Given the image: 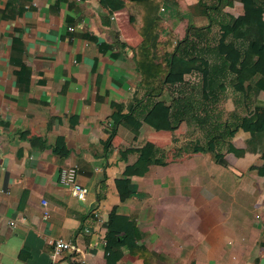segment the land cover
I'll return each mask as SVG.
<instances>
[{"label":"crops","instance_id":"crops-1","mask_svg":"<svg viewBox=\"0 0 264 264\" xmlns=\"http://www.w3.org/2000/svg\"><path fill=\"white\" fill-rule=\"evenodd\" d=\"M159 1L157 51L164 52L168 32L182 39L196 27L206 38H216L208 44L199 39L202 47L218 43L227 14L209 12L201 6L206 0ZM142 40L128 5L110 13L102 0H0L4 264H264V177L256 169L264 159L228 149V140L246 146L250 133L233 124L252 106L254 95L243 96L229 83V74L218 75L228 84L221 93L232 136L212 149L206 130L202 142L192 134L194 124L171 121L174 95L168 88L157 95L139 88L133 47ZM262 54L259 49L254 81L264 75ZM208 56L213 63L221 61ZM147 102L157 125L144 122L134 132L111 117L114 109L128 113L134 107L143 115ZM196 138L204 148L193 152L190 140ZM147 141L156 144L155 157L167 163L130 175L132 194L121 200L117 179L126 176L127 165ZM71 165L89 189L86 201L60 182V170ZM96 206L107 220L116 206L136 227L134 246L122 245L116 262L106 256L108 221L93 217ZM56 237L76 241L90 253L83 261L69 251L52 260Z\"/></svg>","mask_w":264,"mask_h":264},{"label":"trees","instance_id":"trees-1","mask_svg":"<svg viewBox=\"0 0 264 264\" xmlns=\"http://www.w3.org/2000/svg\"><path fill=\"white\" fill-rule=\"evenodd\" d=\"M102 1L109 7L110 13L116 8L129 6L131 21L143 36L142 42L133 47L136 69L141 74L139 88L148 95H157L165 88L173 93L174 97L169 105L173 123L181 120L191 122L200 115L195 104L197 95L208 100L210 97L218 98L219 93L227 89L228 84L218 77L220 74L225 77L229 74V83L235 90L241 91L243 96L254 95L252 106L233 124L235 126L236 123H241L242 128L250 133L246 139V146L237 147L228 140V149L241 155L252 151L261 154L264 159V98L260 96L261 91H264V75L254 81L258 68L259 49L263 50L264 59V0H218L214 7L218 10L223 9L228 18L220 23L216 45L202 47L198 40L201 38L203 28L196 27L192 33H188L182 39H179L174 32H168L166 41L162 42L164 52L157 51L156 48L160 45L156 38L162 21L161 16L157 14L160 7L159 0H130L127 3L117 0ZM209 52L215 53L213 55L218 56L221 61L219 63L210 61V56L207 54ZM189 75L199 77L198 86L193 79L186 78ZM199 88H202L201 92ZM150 108L151 102L143 104V115L142 110L138 111L135 107L128 113L114 109L111 117L115 123H122L134 132H138L144 122L157 125V121L148 113ZM207 116L200 118V122H207L209 125L211 119L209 115ZM215 125L214 135L212 132L209 141L212 149L221 148L232 136L230 126L222 125L220 122ZM115 130L114 127L111 135H114ZM183 148L187 149L185 151L189 150ZM183 148L177 150L175 155L183 151ZM203 148L204 145L197 142L190 150L196 152ZM155 150L154 142H145L138 159L127 165L126 176L117 179L121 200L127 199L132 194L129 186L130 175L146 173L153 163H167L166 158L155 157ZM256 169L264 177V163ZM135 238L137 231L134 222L127 215L119 213L115 206L108 217L105 235L108 259L116 262L120 257L122 245L128 244L133 247Z\"/></svg>","mask_w":264,"mask_h":264},{"label":"rangeland","instance_id":"rangeland-1","mask_svg":"<svg viewBox=\"0 0 264 264\" xmlns=\"http://www.w3.org/2000/svg\"><path fill=\"white\" fill-rule=\"evenodd\" d=\"M217 3H218V0L217 1L216 0H206L204 2V4H201V6H203V7L206 6L205 7L206 10L208 8H210L209 12H212L215 15L216 11H218V10H216V8H213L211 6L213 4H217ZM219 11L223 12L224 15L226 14V12L223 11V9L219 10ZM200 37L201 38H199V39L201 41H204L205 44L213 43V42H215V39H216L215 35L214 36L212 35L211 37L208 36L207 38L205 36H202V35ZM200 40L198 41L199 44L202 43V42H200ZM207 54H209V53H207ZM213 54H215V53H213ZM213 54H211V55L213 57H215ZM189 79H191V80L193 79V81L195 82V85H197V86L199 85V83L197 82L199 77H197V76L195 77V75H193V77L189 78ZM199 90L201 92L202 88H199ZM220 94H223V96L222 97L219 96L218 98L217 97H210L208 100H206V99L204 100L202 98L201 99L199 98L200 100L198 102L197 109H198V112H200L199 113L200 115H198V117H196V118H193V120L191 122H188L189 124H194L195 129L193 130L192 134L194 135V137L195 136H200V138L202 139V142H203V140L206 139V137L202 136V133L205 130L206 131H205L204 134L207 135L210 138L212 135H214V132H215L214 128L216 127L215 124L220 122L222 125H225L226 123L230 122L228 117H227L228 113L225 110L226 104L224 106V103H222V102L226 101L225 100L226 97H225L224 93H220ZM206 110H207L208 113H206ZM207 115H209L210 119H211L209 125H207V122H204V123L200 122L201 121L200 118H205ZM225 126H227V125H225ZM212 132H213V134H212ZM217 134H218V132H217ZM196 139L197 140H190V143H191L190 148H192L197 142L200 141L199 138H196Z\"/></svg>","mask_w":264,"mask_h":264},{"label":"built area","instance_id":"built-area-1","mask_svg":"<svg viewBox=\"0 0 264 264\" xmlns=\"http://www.w3.org/2000/svg\"><path fill=\"white\" fill-rule=\"evenodd\" d=\"M60 182L67 186L77 198L81 199L82 201L87 200L89 189L87 186L80 182L78 178V168L76 165L65 166L60 170ZM43 205L44 217H48L50 215V211L48 209V201L46 199L43 200ZM92 214L93 217L99 222H106L107 220L103 216L98 206L92 209ZM51 245L50 257L52 258V260H57V258L61 257L65 252L69 251L80 254L81 260L83 261L85 258V254L90 253V251H86L81 248L76 241L69 240L64 237L54 238L53 240H51ZM0 264H4L1 259Z\"/></svg>","mask_w":264,"mask_h":264}]
</instances>
